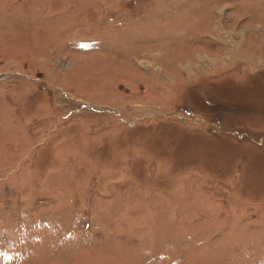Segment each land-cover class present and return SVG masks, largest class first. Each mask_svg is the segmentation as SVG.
<instances>
[{"label": "rangeland", "instance_id": "1", "mask_svg": "<svg viewBox=\"0 0 264 264\" xmlns=\"http://www.w3.org/2000/svg\"><path fill=\"white\" fill-rule=\"evenodd\" d=\"M0 264H264V0H0Z\"/></svg>", "mask_w": 264, "mask_h": 264}]
</instances>
